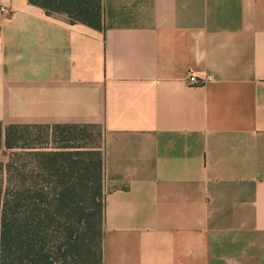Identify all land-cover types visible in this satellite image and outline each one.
Here are the masks:
<instances>
[{"label": "crops", "instance_id": "obj_1", "mask_svg": "<svg viewBox=\"0 0 264 264\" xmlns=\"http://www.w3.org/2000/svg\"><path fill=\"white\" fill-rule=\"evenodd\" d=\"M0 123L101 127L103 264H264V0H0Z\"/></svg>", "mask_w": 264, "mask_h": 264}, {"label": "trees", "instance_id": "obj_2", "mask_svg": "<svg viewBox=\"0 0 264 264\" xmlns=\"http://www.w3.org/2000/svg\"><path fill=\"white\" fill-rule=\"evenodd\" d=\"M30 2L73 23L103 27L104 0ZM33 126L0 123V264H103L102 129L91 147L21 143L20 132ZM4 147L13 150L7 162Z\"/></svg>", "mask_w": 264, "mask_h": 264}, {"label": "rangeland", "instance_id": "obj_3", "mask_svg": "<svg viewBox=\"0 0 264 264\" xmlns=\"http://www.w3.org/2000/svg\"><path fill=\"white\" fill-rule=\"evenodd\" d=\"M22 132V133H21ZM21 143H37L38 145L51 146L58 145H83L94 146L100 140L101 128L97 126H57V125H38L22 130ZM13 150L2 149V159L7 162Z\"/></svg>", "mask_w": 264, "mask_h": 264}, {"label": "built area", "instance_id": "obj_4", "mask_svg": "<svg viewBox=\"0 0 264 264\" xmlns=\"http://www.w3.org/2000/svg\"><path fill=\"white\" fill-rule=\"evenodd\" d=\"M2 11H8V9L6 7H1ZM214 77L213 76H208V77H197L196 75H191L189 77V83L193 84V85H201V84H205L206 82L212 80Z\"/></svg>", "mask_w": 264, "mask_h": 264}]
</instances>
